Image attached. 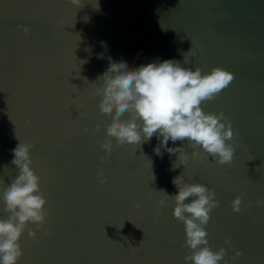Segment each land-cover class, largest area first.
I'll return each mask as SVG.
<instances>
[{"label": "water", "instance_id": "water-1", "mask_svg": "<svg viewBox=\"0 0 264 264\" xmlns=\"http://www.w3.org/2000/svg\"><path fill=\"white\" fill-rule=\"evenodd\" d=\"M81 3L0 0V218L8 216L3 188L18 175L12 160L19 143L34 145L32 167L47 200L43 228L28 224L37 237L22 234L18 264H191L176 202L160 192L177 194L172 180L180 175L214 189L220 201L206 225L213 250L227 248L229 264H264V206L256 204L264 199V0H98L99 9L97 0ZM191 47L197 54L185 67L234 73L202 103L232 122L230 164L206 153L193 157L187 140L168 141L184 147L185 164L164 148L157 155L156 135L140 145L107 136L111 117L94 93L110 64L183 62ZM106 139L110 154L98 143ZM238 195L242 209L235 212ZM237 249L243 255L233 261Z\"/></svg>", "mask_w": 264, "mask_h": 264}, {"label": "clouds", "instance_id": "clouds-1", "mask_svg": "<svg viewBox=\"0 0 264 264\" xmlns=\"http://www.w3.org/2000/svg\"><path fill=\"white\" fill-rule=\"evenodd\" d=\"M71 3L83 7L81 0H71ZM97 5L99 9L98 0ZM18 27L25 34L31 31L27 25ZM196 54V49L191 47L183 53V62L166 59L134 69H130L126 62L113 61L103 75L98 77L104 84L94 93L102 97L98 105L101 113L111 117L112 122L107 125V136L115 138L117 144L140 145L156 135L160 143L154 149L155 153L162 157L161 148L169 153H179L185 164L188 153L184 147H168V141L187 140L188 147L194 149L191 153L193 157H201L206 153L221 165L230 164L236 151L235 146L228 142L236 136L232 122L223 112H205L202 103L216 98L227 88L234 79V73L219 66L207 73L199 67L195 70L185 67L191 63L189 57ZM74 87L77 88L76 85ZM126 113L128 118L123 119ZM101 127L98 124L95 131L99 132ZM88 131L84 129L85 133ZM98 143L107 153L112 152L111 139ZM33 148V144L19 143L13 149L12 163L17 167L18 175L3 188L2 201L8 216L6 219L0 218V264H18L23 256L20 240L29 222L42 229L47 220V200L40 187V177L32 167ZM201 148L202 152L199 151ZM176 167L173 163V169ZM98 176L101 183L107 182L103 170ZM172 183L178 188L177 194L170 196L165 191L160 192L175 200L174 218L185 225L184 246L189 249L185 261L191 264H220L223 261V264H229L225 259L227 248L213 250L208 241L206 225L212 211L220 203L216 199L215 190L202 183H187L183 175L174 177ZM2 184L4 181L0 179ZM159 203L162 207L166 200L162 198ZM256 204L264 206V199H257ZM251 206L249 202L248 207ZM232 208L235 212L241 211V196L235 197ZM28 235L35 239L37 231L28 229ZM224 243L232 246L230 238H225ZM241 255L243 252L237 249L232 260L235 261Z\"/></svg>", "mask_w": 264, "mask_h": 264}]
</instances>
